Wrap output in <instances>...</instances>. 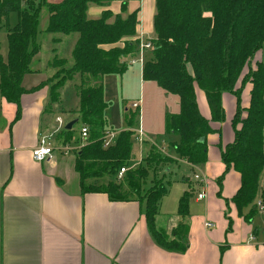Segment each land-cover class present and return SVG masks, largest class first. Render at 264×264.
Instances as JSON below:
<instances>
[{"label": "trees", "instance_id": "trees-1", "mask_svg": "<svg viewBox=\"0 0 264 264\" xmlns=\"http://www.w3.org/2000/svg\"><path fill=\"white\" fill-rule=\"evenodd\" d=\"M106 2L39 0L35 4L33 0H0V18L7 19L10 12L16 13L15 23L6 29V55L0 54V96L15 103L18 112L19 97L26 91L21 86L22 77L33 72L29 65L39 50L35 43L37 16L44 6L46 31L78 34L71 51L73 64L66 70L57 69L51 79L49 102L57 100V89L66 78L79 73L78 131L81 126L87 127L86 142L75 152L74 166L81 190L106 193L113 201L136 199L143 206L147 229L156 244L166 250L183 251L191 190L183 191L179 197L177 215L180 220L166 234L157 227L156 221L168 182L153 176L147 189H143L150 168L176 159L150 152L142 163L127 169L118 179L117 171L132 158L129 127L134 121L128 115V128L119 130L110 146L102 145L104 132L111 129L103 117L106 106L103 76L123 71L138 44V40L130 39L135 35L136 10L124 17L116 14L112 21L107 9L102 10L97 19L86 17L89 4L105 5ZM154 6L151 57L143 63L141 77L154 81L178 99V111L165 115L167 131L178 136L172 142L174 155L177 161L192 167L206 162V136L214 131L209 121H223L222 93L233 94L236 97L231 120L234 138L220 150L223 170L219 179L229 170L239 173V186L231 202L238 214L249 220L256 210L255 205L247 214H242L243 208L254 203L256 197L264 202V176L259 184L264 169V57L254 62V66L250 65L264 43V0H154ZM121 41L122 45H117ZM103 45L109 47L103 48ZM63 60L53 58L51 65L58 67L57 63L63 64ZM248 83V104L242 106L240 95ZM40 86L37 84L32 89ZM195 86L204 93L209 119L198 110ZM73 133L72 127L63 128L58 137L71 142ZM90 169L95 171L90 172ZM104 175H114L118 180H108L106 184L87 182ZM121 182L127 187L123 192Z\"/></svg>", "mask_w": 264, "mask_h": 264}, {"label": "crops", "instance_id": "crops-1", "mask_svg": "<svg viewBox=\"0 0 264 264\" xmlns=\"http://www.w3.org/2000/svg\"><path fill=\"white\" fill-rule=\"evenodd\" d=\"M105 9L110 11L112 19L116 14L124 17L136 10L135 35L130 39L154 37V0H107L105 5L89 4L86 17L97 19ZM117 45H122V41ZM25 75L21 86L26 91L19 97L18 112L15 103L0 96V119L3 120L0 125V264H264V224L256 213L259 197L243 208L242 214H247L254 205L256 208L251 218L245 220L231 202L239 186V173L229 170L218 178L222 184L220 199L214 196L213 189L209 190L207 180L220 165V171L223 170L220 150L234 138L231 120L236 99L233 94L222 93L223 123L209 121L214 131L206 136L207 159L202 166H197L203 170L204 182L196 180L199 188L194 184L183 190H191L193 194L191 201L188 199L186 248L171 251L156 244L136 199L113 201L106 193L81 190L74 166V149L66 153L59 150V157L53 151L43 161L32 158L31 150L38 138L51 134L45 131L46 115L51 110L46 106L50 101L49 80L54 74L45 75L44 83L35 90L32 87L39 83L22 85ZM249 89L248 83L240 95L242 106L248 104ZM194 90L200 114L209 119L204 93L197 86ZM177 111L175 108L171 113ZM225 123H229L230 132L222 134ZM114 132L117 134L118 130ZM77 135V139L71 140V146L77 143L74 140H84L78 129ZM62 139L57 136L55 141L60 144ZM70 152L74 156L65 158ZM101 178H96L94 184ZM199 193L204 195L201 199L197 198ZM178 220L176 207L174 222L161 224L165 225L166 234ZM206 221L215 226L207 228Z\"/></svg>", "mask_w": 264, "mask_h": 264}, {"label": "rangeland", "instance_id": "rangeland-1", "mask_svg": "<svg viewBox=\"0 0 264 264\" xmlns=\"http://www.w3.org/2000/svg\"><path fill=\"white\" fill-rule=\"evenodd\" d=\"M35 4L39 0H33ZM47 2L59 1V0H45ZM155 10V6H154ZM155 12V11H154ZM112 18H109V21ZM16 20V13L10 12L7 19L0 18V54L5 57L6 55V29L7 26H12ZM47 24V9L43 6L41 7L37 16V32L35 35V43L38 46V53L31 59L30 68L37 69L32 73H26L23 79V86L29 87L30 84H41L45 81V75H53L56 70H66L69 66L73 64L72 49L74 41L77 37V33L61 34L52 33L45 30ZM152 39L149 41L151 42ZM152 44V43H151ZM152 48V47H151ZM135 54L138 51V44L135 49ZM133 54V55H135ZM132 55V56H133ZM151 57V49L144 50L143 53V63L145 60ZM264 57V43L255 52L250 65L254 66V62L261 60ZM53 58H62L63 64L57 63L58 67L51 65ZM130 58V57H129ZM128 58V59H129ZM139 62L135 64H127L125 69L121 72L105 74L102 79L103 85V99L106 102V106L103 110V117L106 120L107 125L114 131H119L128 128L127 114L128 118L133 119L134 123L130 128V143H131V155L132 158L128 161L124 167L130 170L136 167L138 164L143 162L145 156L150 152H155L161 156H169V158L176 159V161L164 162L156 165L155 169L150 168L148 171V176L146 178L143 189L146 190L150 185V182L155 176L158 179H163L164 182H168V191L160 201L159 205V216L157 217L156 225L163 232L165 225L161 226L162 223L170 224L174 222L176 207L178 199L181 196L184 189L195 184L198 187L196 180L193 178V174L198 173L202 175L203 170L197 167H192L187 163H183L180 160L177 161V157L174 155L172 150V142L178 139V136L170 133L166 129L165 124V113L166 110L170 112H175V108H178L177 97L166 93L162 90L154 81L143 80L141 77V71ZM60 68V69H59ZM62 68V69H61ZM246 72V68L244 69ZM53 77V76H51ZM51 85V81L49 80ZM81 81L79 73H75L71 78H66L62 85L57 89L58 98L52 102H48L46 106L51 107L50 111L47 112V132L53 133L56 130H61L64 125L71 121L77 119V110L79 105L78 99V87ZM34 84V85H35ZM48 87V95L50 97V91ZM201 90V89H200ZM202 91V90H201ZM200 91V92H201ZM205 97V96H204ZM235 97V96H234ZM141 99V101H140ZM236 99V97H235ZM206 99H204L205 102ZM140 102V112H135L130 107L132 102ZM202 104V103H201ZM206 104V102H205ZM223 106V105H222ZM135 112V114L133 113ZM133 113V114H131ZM57 118L60 119V123L57 122ZM224 120V119H223ZM142 123V125L140 124ZM3 120L0 119V125H2ZM223 123V121L221 122ZM138 125L142 128L144 136L141 140H137L134 130L137 129ZM80 123L74 124V133L72 138H78L77 129ZM222 134L230 132L229 123H225L221 127ZM264 134V132H263ZM59 136V135H58ZM117 134L115 132L111 141H115ZM222 139H228L224 137ZM77 142L74 146L73 151H78L83 145ZM56 145H59L55 141ZM54 156H61L59 150H54ZM75 154V153H74ZM72 152L65 155V158H72L74 156ZM220 167L214 170V176L207 178L209 180V190L213 189V194L216 198H221L222 184L218 180ZM90 172L95 171V169H90ZM202 171V172H201ZM264 176V169L260 173L259 184H262ZM117 179L114 175H104L97 184H106V180ZM90 180L96 182V177H92ZM118 180V179H117ZM106 181V182H105ZM155 181V179H154ZM123 185V182H121ZM200 187V186H199ZM198 187V188H199ZM125 185L122 186L121 191L126 190ZM196 190V189H195ZM220 195V197H219ZM190 196V201L191 197ZM254 205V204H253ZM252 206V205H251ZM257 218L264 224V209L256 207ZM164 215H161V213ZM143 213V206H141V214ZM255 217V216H254Z\"/></svg>", "mask_w": 264, "mask_h": 264}, {"label": "built area", "instance_id": "built-area-1", "mask_svg": "<svg viewBox=\"0 0 264 264\" xmlns=\"http://www.w3.org/2000/svg\"><path fill=\"white\" fill-rule=\"evenodd\" d=\"M150 39H143L142 36H140V38L138 39V51L135 55L130 56V58L127 60V64H135L137 62H139L142 66L143 65V53L144 50L147 49H151L152 44L149 41ZM130 107L133 110H138V112H140V102L139 101H135L132 102L130 104ZM57 122L60 123V119L57 118ZM64 128V127H63ZM62 128V129H63ZM61 129V130H62ZM60 133V130H56L51 134H47V135H41L38 140L36 145L32 148L31 150V156L34 160L36 161H43L45 160L48 156L51 155V153L57 149V150H61L64 153H66L67 151L74 149V146H71L70 143L71 142H65L64 139H62V142L59 145L55 144V140L56 137L58 136V134ZM134 133L136 135L137 140H141L142 141V137L144 136V132L142 131V128L138 125L137 129L134 130ZM79 134H80V138L84 139L83 141L85 142L86 137H87V127L86 126H81L79 129ZM115 132L112 130H106L104 132L103 138H102V145L103 147H107L110 146L111 144H113V142L111 141V138L114 136ZM83 141H81L80 143H82ZM84 144V143H82ZM126 171V168L124 166L120 167L119 170L117 171L116 177L119 179L123 176L124 172ZM193 178L195 180H197L200 183H203L205 180L204 176L198 175V174H194ZM203 193H199L197 195L198 199H201L203 197ZM256 206L264 209V202H262L261 200H258L256 203ZM204 225L207 228H212L215 226V223L211 222V221H206L204 223Z\"/></svg>", "mask_w": 264, "mask_h": 264}, {"label": "water", "instance_id": "water-1", "mask_svg": "<svg viewBox=\"0 0 264 264\" xmlns=\"http://www.w3.org/2000/svg\"><path fill=\"white\" fill-rule=\"evenodd\" d=\"M76 120H71L69 122H67L65 125H64V129L66 130H69L71 129L72 125L75 123Z\"/></svg>", "mask_w": 264, "mask_h": 264}]
</instances>
